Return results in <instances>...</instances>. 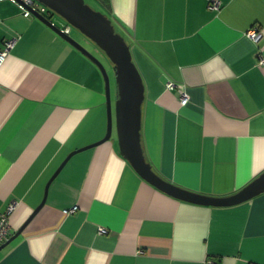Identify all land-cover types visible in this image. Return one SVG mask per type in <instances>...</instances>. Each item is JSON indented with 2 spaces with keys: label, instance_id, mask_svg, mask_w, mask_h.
Masks as SVG:
<instances>
[{
  "label": "crops",
  "instance_id": "1",
  "mask_svg": "<svg viewBox=\"0 0 264 264\" xmlns=\"http://www.w3.org/2000/svg\"><path fill=\"white\" fill-rule=\"evenodd\" d=\"M111 3L144 79L142 144L154 171L212 197L262 174L264 0ZM253 27L258 42L246 35ZM16 36L0 66V219L15 205L10 238L22 231L0 264H264V192L231 206L176 198L122 156L115 124L110 140L72 156L38 210L68 155L106 136V87L90 58L0 0V50Z\"/></svg>",
  "mask_w": 264,
  "mask_h": 264
},
{
  "label": "water",
  "instance_id": "2",
  "mask_svg": "<svg viewBox=\"0 0 264 264\" xmlns=\"http://www.w3.org/2000/svg\"><path fill=\"white\" fill-rule=\"evenodd\" d=\"M23 3L22 0H16ZM47 8L64 18L69 25L79 29L86 37L95 42L114 64L118 84V98L115 104L116 129L119 147L134 169L149 183L160 190L181 200L213 206H231L247 201L264 192V172L237 193L228 197H212L186 190L158 175L147 160L142 144V117L145 101V83L143 76L134 61L133 52L125 36L117 31L113 20L101 10L93 8L86 0H37ZM33 15L54 29L74 47L90 58L101 70L106 87L108 105V130L106 136L90 146L73 151L48 183L49 185L60 173L73 155L95 147L112 138L114 127L113 104L111 97V79L104 63L83 44L58 26L46 15L31 8ZM37 210V211H38ZM22 230L0 246V251L12 242Z\"/></svg>",
  "mask_w": 264,
  "mask_h": 264
},
{
  "label": "built area",
  "instance_id": "3",
  "mask_svg": "<svg viewBox=\"0 0 264 264\" xmlns=\"http://www.w3.org/2000/svg\"><path fill=\"white\" fill-rule=\"evenodd\" d=\"M16 1V0H14ZM17 2V1H16ZM23 3H19L20 7L22 8V10L24 11V15L26 17L32 16L33 13L31 11V8H33L34 10H37L39 12H41L42 14L46 15L45 11L47 10H41L37 5L40 3L37 0H22ZM41 4V3H40ZM47 8V7H46ZM210 8L214 9V10H218L220 8V2L218 1H213L210 5ZM49 10V8H47ZM49 12V11H48ZM64 30L67 33H70V27L68 28H64ZM250 39H252L254 42H258L260 41V39L263 36V32L262 30H260L258 27H253L250 30L247 31L246 34ZM19 38V36H16L13 39L7 40L5 42V46L2 50H0V66L5 62V60L7 59V57L10 55V50L14 47L17 39ZM260 65L264 66V56L263 54H261L260 56V61H259ZM175 86V84L173 82H170L168 84V88H173ZM189 95L186 92H183V96H182V104H186L189 101ZM15 205L10 206L9 208V212L7 214H4L1 219H0V246L5 243L7 240H9L10 235H11V223H10V219H9V214L14 210ZM78 207L75 206L73 208H69L66 210L67 213L72 214L75 213L77 211ZM100 232L101 233H105L107 232V230L103 227L100 228Z\"/></svg>",
  "mask_w": 264,
  "mask_h": 264
},
{
  "label": "rangeland",
  "instance_id": "4",
  "mask_svg": "<svg viewBox=\"0 0 264 264\" xmlns=\"http://www.w3.org/2000/svg\"><path fill=\"white\" fill-rule=\"evenodd\" d=\"M88 4H90L93 8L99 10L100 6L96 0H86ZM41 10L45 9L46 14H49V10L46 8L45 5L42 3L37 5ZM52 20L55 21L59 26L65 27L66 25H69V23L62 18L60 15L54 13L52 14ZM51 16V14H50ZM70 28H72V36L78 40L81 44H83L88 50H90L96 57H98L106 66L110 79H111V97H112V104H113V112H114V124L116 126V116H115V104L116 100L118 98V84L116 81V70L114 67V64L111 62V60L108 58L106 53L91 39L86 37L79 29L75 28L74 26L70 25ZM117 134V133H116Z\"/></svg>",
  "mask_w": 264,
  "mask_h": 264
},
{
  "label": "trees",
  "instance_id": "5",
  "mask_svg": "<svg viewBox=\"0 0 264 264\" xmlns=\"http://www.w3.org/2000/svg\"><path fill=\"white\" fill-rule=\"evenodd\" d=\"M100 6V9L102 12H104L105 14H107L110 18L113 17V10H112V3L111 0H96ZM55 12H53L52 10L49 9V14H46V16L52 20V14H54ZM51 14V16H50ZM70 26V25H67ZM118 32L119 29L116 28ZM126 38V37H125ZM127 40V39H126Z\"/></svg>",
  "mask_w": 264,
  "mask_h": 264
}]
</instances>
